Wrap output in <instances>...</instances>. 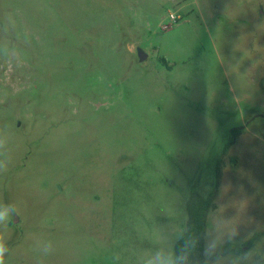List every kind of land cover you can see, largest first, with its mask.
<instances>
[{
	"label": "rangeland",
	"instance_id": "rangeland-1",
	"mask_svg": "<svg viewBox=\"0 0 264 264\" xmlns=\"http://www.w3.org/2000/svg\"><path fill=\"white\" fill-rule=\"evenodd\" d=\"M0 45L5 264H140L219 165L207 239L264 253V0H0Z\"/></svg>",
	"mask_w": 264,
	"mask_h": 264
},
{
	"label": "clouds",
	"instance_id": "clouds-1",
	"mask_svg": "<svg viewBox=\"0 0 264 264\" xmlns=\"http://www.w3.org/2000/svg\"><path fill=\"white\" fill-rule=\"evenodd\" d=\"M4 45H0L3 50ZM16 67H19L15 58H10L5 65L0 68L4 76L10 75ZM7 138L0 133V157H4V149ZM8 160L0 158V173L6 171ZM16 214V209L12 205L0 203V226H6L11 218ZM233 234L226 239H221L215 235L203 241L201 255L203 257L199 264H264V253L254 250L234 251L228 245L234 239ZM39 250L48 255L53 251L51 241L41 242ZM201 247V241L191 235H181L176 238L171 247L161 243L148 251L140 260V264H194V254ZM9 253V246L5 235L0 232V264H5V257Z\"/></svg>",
	"mask_w": 264,
	"mask_h": 264
},
{
	"label": "trees",
	"instance_id": "trees-1",
	"mask_svg": "<svg viewBox=\"0 0 264 264\" xmlns=\"http://www.w3.org/2000/svg\"><path fill=\"white\" fill-rule=\"evenodd\" d=\"M222 170V165H219L215 184L207 196L198 191H194L187 204L188 220L185 230L181 235H191L201 241L200 249L194 254V264H199L203 259L201 251L203 241L207 239L209 216L211 212L216 211L218 208L216 200L220 192L223 177Z\"/></svg>",
	"mask_w": 264,
	"mask_h": 264
},
{
	"label": "water",
	"instance_id": "water-1",
	"mask_svg": "<svg viewBox=\"0 0 264 264\" xmlns=\"http://www.w3.org/2000/svg\"><path fill=\"white\" fill-rule=\"evenodd\" d=\"M139 55H140L141 60H144L146 57V54L142 49H139Z\"/></svg>",
	"mask_w": 264,
	"mask_h": 264
},
{
	"label": "built area",
	"instance_id": "built-area-1",
	"mask_svg": "<svg viewBox=\"0 0 264 264\" xmlns=\"http://www.w3.org/2000/svg\"><path fill=\"white\" fill-rule=\"evenodd\" d=\"M174 17V16H173Z\"/></svg>",
	"mask_w": 264,
	"mask_h": 264
}]
</instances>
